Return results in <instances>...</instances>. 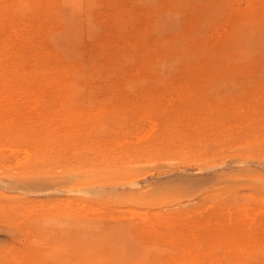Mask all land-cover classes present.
<instances>
[{
    "label": "rangeland",
    "instance_id": "1",
    "mask_svg": "<svg viewBox=\"0 0 264 264\" xmlns=\"http://www.w3.org/2000/svg\"><path fill=\"white\" fill-rule=\"evenodd\" d=\"M0 264H264V0H0Z\"/></svg>",
    "mask_w": 264,
    "mask_h": 264
},
{
    "label": "bare ground",
    "instance_id": "2",
    "mask_svg": "<svg viewBox=\"0 0 264 264\" xmlns=\"http://www.w3.org/2000/svg\"><path fill=\"white\" fill-rule=\"evenodd\" d=\"M82 62V61H81ZM42 65V64H41ZM63 65V64H62ZM81 66H83V65H81ZM89 67V66H88ZM95 67V66H94ZM81 68V67H80ZM49 69H51L50 67H49ZM54 69V68H53ZM61 69H63V68H61ZM65 69V68H64ZM68 69H69V67H68ZM39 70V69H38ZM59 70V69H58ZM86 70V69H85ZM48 71V70H47ZM54 71V70H53ZM60 71V70H59ZM69 71V70H68ZM80 71V70H79ZM88 71V70H87ZM62 72V71H61ZM70 72V71H69ZM68 72V73H69ZM90 72V71H89ZM79 73H81V72H79ZM88 73V72H87ZM45 75V74H44ZM60 75V74H59ZM76 76H77V74H75ZM83 76V75H82ZM21 77V76H20ZM46 77V76H45ZM53 77H55V76H53ZM92 77V76H91ZM60 78V77H59ZM83 78V77H82ZM78 79V78H77ZM72 80V79H71ZM81 80V79H80ZM83 80V79H82ZM52 81V80H51ZM77 81V80H76ZM84 81V80H83ZM65 82V81H64ZM73 82V81H72ZM79 82V81H78ZM69 84V83H68ZM82 85V84H81ZM63 86V85H62ZM78 86V85H77ZM77 86H75V87H77ZM79 86H80V83H79ZM53 87V86H52ZM68 87H70V88H66V87H64V89H66V90H64V91H61V90H58V91H56L57 93H65V95H68L69 97L70 96H78V89L77 88H75L74 87V84L73 85H71V86H68ZM44 88V87H43ZM77 89V90H76ZM31 187V186H30ZM36 188V187H35ZM34 190V189H33Z\"/></svg>",
    "mask_w": 264,
    "mask_h": 264
}]
</instances>
